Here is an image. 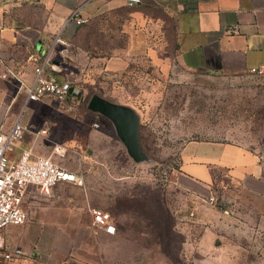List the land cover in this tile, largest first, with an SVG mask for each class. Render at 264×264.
Segmentation results:
<instances>
[{
	"label": "rangeland",
	"instance_id": "rangeland-1",
	"mask_svg": "<svg viewBox=\"0 0 264 264\" xmlns=\"http://www.w3.org/2000/svg\"><path fill=\"white\" fill-rule=\"evenodd\" d=\"M166 54L79 75V103L51 96L23 110L32 128L46 129L38 152L84 180L48 193L27 188V219L4 228L7 250L24 254L1 264H213L217 252L223 259L217 264H264L263 194L221 176L212 183L210 202L175 183L189 140L238 143L258 156L264 172V75L191 71L169 47ZM76 74L71 70L66 78L75 82ZM93 94L137 113L145 159L134 161L113 123L87 108ZM55 144L64 153L52 152ZM93 207L110 213L114 234L92 223ZM56 227L63 241L58 257L45 251L48 239L46 248L41 243Z\"/></svg>",
	"mask_w": 264,
	"mask_h": 264
},
{
	"label": "crops",
	"instance_id": "crops-1",
	"mask_svg": "<svg viewBox=\"0 0 264 264\" xmlns=\"http://www.w3.org/2000/svg\"><path fill=\"white\" fill-rule=\"evenodd\" d=\"M78 5L88 18L81 25L66 21ZM60 30L70 52L56 54L45 75L70 81L72 70L77 73L72 84H79V75L122 70L137 57L166 59L168 47L191 71L244 74L264 68V0H141L132 7L125 0H0V131L10 128L25 104L13 76L30 84L34 67ZM38 138L27 131L15 141L14 152L31 148L33 156H46L38 152ZM221 176L264 195L263 165L254 152L221 140L184 143L175 177L179 188L208 197ZM54 229L41 243L46 248L48 239L45 251L58 257L62 232ZM213 257V264L223 261L218 252Z\"/></svg>",
	"mask_w": 264,
	"mask_h": 264
},
{
	"label": "built area",
	"instance_id": "built-area-1",
	"mask_svg": "<svg viewBox=\"0 0 264 264\" xmlns=\"http://www.w3.org/2000/svg\"><path fill=\"white\" fill-rule=\"evenodd\" d=\"M140 2L141 0H125L126 5L130 7ZM82 9V5H78L66 21H73L76 25L87 22L88 18L83 15ZM69 52L70 45L63 39L60 30L55 34L40 63L34 67V77L30 84L13 76L16 79V93L21 91L25 93V104L10 128L6 132L0 131V264L12 257L24 254V251L18 247L7 250L4 228L22 224L27 219L22 202L29 186L37 187L43 193H48L58 183L83 184L84 179L81 173L53 161L50 156H33L31 148L14 152V142L21 139L27 131H31L35 138L44 136L46 133L45 128L31 129L22 121V112L29 102H38L45 97L52 96L58 99L69 97L70 100L79 103L76 85L68 80H57L45 75L46 67L54 63L53 59L56 54L67 55ZM249 73L261 76L264 75V68L252 67ZM52 152L62 154L64 147L55 144ZM208 200L213 202L215 198L209 195ZM90 217L92 223L106 233L116 232L114 222L107 211L93 207L90 209Z\"/></svg>",
	"mask_w": 264,
	"mask_h": 264
},
{
	"label": "water",
	"instance_id": "water-1",
	"mask_svg": "<svg viewBox=\"0 0 264 264\" xmlns=\"http://www.w3.org/2000/svg\"><path fill=\"white\" fill-rule=\"evenodd\" d=\"M87 108L113 123L119 140L134 161L146 158L139 143V117L131 107L93 94L88 100Z\"/></svg>",
	"mask_w": 264,
	"mask_h": 264
},
{
	"label": "trees",
	"instance_id": "trees-1",
	"mask_svg": "<svg viewBox=\"0 0 264 264\" xmlns=\"http://www.w3.org/2000/svg\"><path fill=\"white\" fill-rule=\"evenodd\" d=\"M78 87V92H77V98L80 100L81 99V95H82V87L80 86V84H74ZM100 95V94H98ZM101 96V95H100ZM103 97V96H102ZM69 99V97H67ZM140 139V138H139ZM139 143H140V140H139ZM105 211V210H104ZM110 214V213H109ZM111 216V215H110ZM112 219V217H111ZM113 220V219H112ZM168 256V255H167Z\"/></svg>",
	"mask_w": 264,
	"mask_h": 264
}]
</instances>
